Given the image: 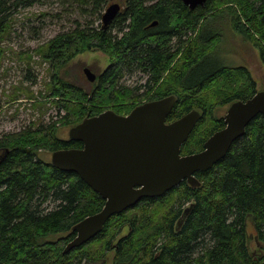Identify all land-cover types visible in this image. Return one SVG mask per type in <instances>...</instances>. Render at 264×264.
Wrapping results in <instances>:
<instances>
[{"label":"trees","instance_id":"1","mask_svg":"<svg viewBox=\"0 0 264 264\" xmlns=\"http://www.w3.org/2000/svg\"><path fill=\"white\" fill-rule=\"evenodd\" d=\"M44 1L0 0V59L11 29L8 11ZM109 1L76 0L92 7V19H102ZM150 1L126 0L107 28L76 20L45 43L38 51L52 73L49 96L63 122L74 127L107 110L128 115L144 101L177 95L167 123L192 110L203 114L181 149L182 155L196 154L226 126L215 116L218 108L258 92L246 66L219 60L226 37L219 24L226 21L251 42L264 66V0H208L195 10L181 0ZM81 8L85 15L88 10ZM93 51L105 53L110 65L91 90L59 74L78 55ZM135 72L146 78L142 94L141 87L124 82ZM61 122L0 137V264H264V115L222 161L196 173L199 187L183 181L161 198L143 199L69 253L64 251L77 235L73 227L100 212L105 201L77 174L40 158L46 150L83 148L57 136Z\"/></svg>","mask_w":264,"mask_h":264},{"label":"water","instance_id":"2","mask_svg":"<svg viewBox=\"0 0 264 264\" xmlns=\"http://www.w3.org/2000/svg\"><path fill=\"white\" fill-rule=\"evenodd\" d=\"M181 1L195 10L208 0ZM121 12L119 4H110L102 17L103 27L107 28ZM155 25L157 22L152 24ZM84 74L89 82L97 81L89 68ZM178 101L177 95H169L142 103L128 115L107 110L70 129L69 139L83 143V148L55 151L51 163L77 174L105 205L73 227L77 235L64 253L95 239L111 217L135 208L143 199L161 198L183 181L199 187L196 173L207 172L222 161L250 123L264 115V91H258L251 99L230 105L224 117L226 126L206 141L203 151L182 155V146L203 114L192 110L167 123ZM189 210H185L178 228Z\"/></svg>","mask_w":264,"mask_h":264},{"label":"rangeland","instance_id":"3","mask_svg":"<svg viewBox=\"0 0 264 264\" xmlns=\"http://www.w3.org/2000/svg\"><path fill=\"white\" fill-rule=\"evenodd\" d=\"M125 1L110 0L108 5L117 3L124 10ZM80 6L88 10L85 15ZM91 9L90 5H79L76 0H45L31 7L18 6L8 11L6 20L11 29L1 46L3 56L0 59V137L61 119V124L57 125V136L69 140L72 126L63 122L54 103L56 100L49 96L52 73L38 50L59 33L75 27L76 20L84 23L92 19ZM106 9L107 6L102 14ZM92 20L96 21V27L103 24L101 18L94 17ZM219 25L226 35L218 48L219 60L232 66H246L257 82L258 91H264V66L258 50L243 36L232 31L226 21ZM109 65L110 59L105 53L85 52L67 64L59 74L66 81L89 91L97 81L89 82L84 70L89 68L98 77ZM127 76L124 80L126 84L141 87L138 94L146 91L145 76L138 72ZM229 107L218 108L215 116L224 118ZM51 156V151L40 153V158L47 162H51ZM249 230L254 233L253 229Z\"/></svg>","mask_w":264,"mask_h":264},{"label":"flooded vegetation","instance_id":"4","mask_svg":"<svg viewBox=\"0 0 264 264\" xmlns=\"http://www.w3.org/2000/svg\"><path fill=\"white\" fill-rule=\"evenodd\" d=\"M121 11H123V9H122ZM97 79H98V77H97ZM251 229H252V228H251ZM253 235L255 236V234H253ZM251 237H252V236H251ZM255 239H256V237L253 239V241H256ZM253 241H252V242H253Z\"/></svg>","mask_w":264,"mask_h":264}]
</instances>
